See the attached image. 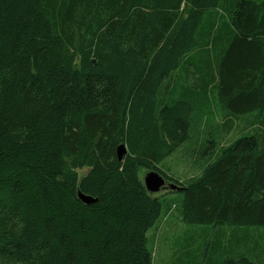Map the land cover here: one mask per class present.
Wrapping results in <instances>:
<instances>
[{
    "label": "trees",
    "instance_id": "1",
    "mask_svg": "<svg viewBox=\"0 0 264 264\" xmlns=\"http://www.w3.org/2000/svg\"><path fill=\"white\" fill-rule=\"evenodd\" d=\"M141 168L264 264V0H0V264H152Z\"/></svg>",
    "mask_w": 264,
    "mask_h": 264
},
{
    "label": "rangeland",
    "instance_id": "2",
    "mask_svg": "<svg viewBox=\"0 0 264 264\" xmlns=\"http://www.w3.org/2000/svg\"><path fill=\"white\" fill-rule=\"evenodd\" d=\"M212 108L214 113L206 120V124L209 126L202 133L205 134L204 140L209 139V131V134H214L217 122L223 123L218 108L216 106H212ZM240 123L244 122L241 120ZM235 132L236 127L234 126L231 134L221 142L229 143L241 134L235 135ZM161 165L171 170L180 179L195 176L199 172L198 167L191 162L182 163L176 157L167 158ZM87 170L88 168L78 169L79 177H82ZM145 173L146 171L141 168L139 177L143 179ZM169 190V186L165 184L159 192L153 193L159 196L165 206L161 218L147 233V246L152 253V264H205L208 259L215 261V264L217 262L222 264L228 259L235 262L241 257L253 256L250 248L254 247L256 243L262 242L260 240L262 235L257 232L258 228H250L254 229L252 230L254 232H249V234L241 233L244 231L240 230L237 238L242 237L243 239L233 241V237L237 235L230 234L232 231L230 226L222 225L223 228L219 229L209 225H186L180 216L181 194L179 192L168 193ZM221 230L224 232L223 238L220 236ZM245 235L251 240H246ZM218 242V249H214V245Z\"/></svg>",
    "mask_w": 264,
    "mask_h": 264
},
{
    "label": "water",
    "instance_id": "3",
    "mask_svg": "<svg viewBox=\"0 0 264 264\" xmlns=\"http://www.w3.org/2000/svg\"><path fill=\"white\" fill-rule=\"evenodd\" d=\"M126 152L127 150L124 144H120L117 146L116 154L118 159H121L126 154ZM165 183L166 182L163 176L153 170L147 171L143 176V184L146 190L150 193L159 192V190L165 186ZM167 185L169 186L170 189L181 190L180 187H178L177 185L171 182H169ZM78 197L85 204H90L96 201L95 198L87 195H83L81 193H78Z\"/></svg>",
    "mask_w": 264,
    "mask_h": 264
},
{
    "label": "flooded vegetation",
    "instance_id": "4",
    "mask_svg": "<svg viewBox=\"0 0 264 264\" xmlns=\"http://www.w3.org/2000/svg\"><path fill=\"white\" fill-rule=\"evenodd\" d=\"M165 182H166L165 184H168L170 181H168V180L166 179Z\"/></svg>",
    "mask_w": 264,
    "mask_h": 264
}]
</instances>
